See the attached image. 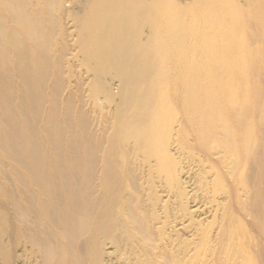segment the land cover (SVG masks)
I'll return each instance as SVG.
<instances>
[{"label": "bare ground", "instance_id": "obj_1", "mask_svg": "<svg viewBox=\"0 0 264 264\" xmlns=\"http://www.w3.org/2000/svg\"><path fill=\"white\" fill-rule=\"evenodd\" d=\"M194 2L0 0V264H235L264 240V0Z\"/></svg>", "mask_w": 264, "mask_h": 264}, {"label": "rangeland", "instance_id": "obj_2", "mask_svg": "<svg viewBox=\"0 0 264 264\" xmlns=\"http://www.w3.org/2000/svg\"><path fill=\"white\" fill-rule=\"evenodd\" d=\"M173 1L178 5H190V7L196 8V3L194 2V0H173ZM250 2H253V0H203L202 3L205 5H212L215 8H219V9L233 8V7L239 8L240 9L239 12L241 11L244 12L250 6ZM162 5H163V1H162ZM212 13L211 15L202 14L201 19L202 20L205 19L209 21L219 20L220 23L224 21V15L222 13H219V11L215 15H213ZM237 16L238 14L232 12L228 15V18L231 19V22H234V18L237 19ZM191 23L192 26H190V30L191 28H194V24H196V20L195 19L192 20ZM234 25L235 23H232L231 27H234ZM246 39L247 38L244 33L238 34V36L232 41V43L243 42ZM249 230L250 232H253L252 229L249 228ZM252 236L255 237V239L253 237L249 238L247 237V235L241 237V242H242L241 247L242 246L243 247L241 248L240 252L242 256H240L236 260L235 264H264V240L260 237L259 234H256V232L255 233L253 232ZM231 262H232L231 260L228 261V263L230 264Z\"/></svg>", "mask_w": 264, "mask_h": 264}]
</instances>
